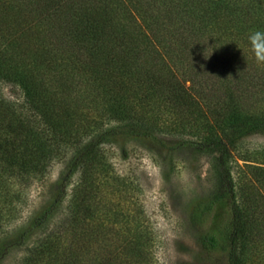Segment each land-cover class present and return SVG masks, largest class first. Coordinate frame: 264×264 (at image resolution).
<instances>
[{"label": "trees", "instance_id": "obj_1", "mask_svg": "<svg viewBox=\"0 0 264 264\" xmlns=\"http://www.w3.org/2000/svg\"><path fill=\"white\" fill-rule=\"evenodd\" d=\"M257 30L264 0H0V83L19 88L24 108L0 97V230L17 213L14 184L72 151L55 198L23 239L48 222L78 176L67 228L36 243L21 264H81L66 234L77 236L79 215L94 214L89 179L105 165L99 147L157 134H190L196 142H185L212 157L216 186L194 221L219 211L227 218L199 235L200 247L222 253L225 264H245L251 249L264 259V167L249 175L253 202H239L229 166L239 140L264 132V110L240 101L264 88L248 41ZM82 134L88 139L76 141Z\"/></svg>", "mask_w": 264, "mask_h": 264}, {"label": "rangeland", "instance_id": "obj_2", "mask_svg": "<svg viewBox=\"0 0 264 264\" xmlns=\"http://www.w3.org/2000/svg\"><path fill=\"white\" fill-rule=\"evenodd\" d=\"M252 65L264 76V64L253 57ZM263 91L264 88L250 97L246 93L240 101L251 112L264 110ZM0 97L24 110L18 87L0 83ZM76 124L79 130L75 129L74 134L82 133L83 126ZM82 135L79 139L76 136V141L88 139ZM157 137L158 141L120 137L99 147L105 165L89 179L97 186L94 214L90 219L79 215L77 236L68 231L66 234L65 242L73 246L81 264L103 259L119 264L145 256L148 264H225L223 254L203 250L198 237L223 223L227 213L219 211L215 220L202 225L194 221L216 186L212 157L185 142H196L197 138L190 134ZM71 157L72 151L68 150L50 161L43 174L14 184L17 213L0 230V264H21L36 243L67 228L69 193L77 174L70 180L64 202L53 208L48 222L41 228L29 229L20 238L31 219L52 203L58 179ZM229 166L237 200L251 202L257 191L251 190L249 175L254 174L253 168L264 167V132L239 140L232 149ZM245 264H264L258 249L247 252Z\"/></svg>", "mask_w": 264, "mask_h": 264}, {"label": "clouds", "instance_id": "obj_3", "mask_svg": "<svg viewBox=\"0 0 264 264\" xmlns=\"http://www.w3.org/2000/svg\"><path fill=\"white\" fill-rule=\"evenodd\" d=\"M248 41L254 59L264 64V32L257 30L251 33Z\"/></svg>", "mask_w": 264, "mask_h": 264}]
</instances>
